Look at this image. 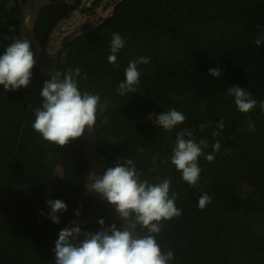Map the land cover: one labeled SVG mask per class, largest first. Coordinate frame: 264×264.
<instances>
[{"label":"trees","instance_id":"obj_1","mask_svg":"<svg viewBox=\"0 0 264 264\" xmlns=\"http://www.w3.org/2000/svg\"><path fill=\"white\" fill-rule=\"evenodd\" d=\"M72 9L66 0L44 6L34 27L42 47ZM19 14L18 0H0V54L12 43L4 37L20 34ZM112 32L125 40L117 54L118 69L107 60ZM257 33H264V0H121L105 20L61 41L58 70L80 67L88 75L79 81L80 90L100 96L94 129L106 165L132 158L143 178H170V194L179 193L176 206L182 215L162 221L157 236L162 250L174 252L171 264H264V112L259 108L264 100V40L257 47ZM141 56L150 63L137 65L136 92L119 96L116 88L126 79L128 61ZM216 66L220 77L208 74ZM32 72L27 87L5 90L0 85V264H55L51 249L72 220L82 231L99 230V218L120 226L107 201L86 190L83 138L53 145L33 130L32 110L40 106L39 91L50 76L36 65ZM232 85L252 93L258 101L253 111L237 109L226 95ZM169 108L187 116L170 133L149 118ZM185 128L205 154L217 141L221 145L212 162L199 158L198 183L212 196L202 210L197 206L199 189L182 181L170 162L176 132ZM39 189L66 203L67 210L57 213L59 224L41 218L48 207L30 205L37 204L33 192Z\"/></svg>","mask_w":264,"mask_h":264},{"label":"clouds","instance_id":"obj_2","mask_svg":"<svg viewBox=\"0 0 264 264\" xmlns=\"http://www.w3.org/2000/svg\"><path fill=\"white\" fill-rule=\"evenodd\" d=\"M9 31L15 30L10 28ZM4 39H11L12 43L6 45L0 54V85L5 90L27 87L36 64L31 42L23 34L5 36ZM262 40L264 33H257L254 37L255 45L259 47ZM124 45V38L118 32H112L107 60L117 69L120 67L117 54ZM148 63L150 58L144 56L128 61L124 69L126 79L116 88L119 96L125 97L136 92L141 75L137 65ZM208 74L220 77L222 70L219 66L212 67L208 69ZM87 79V73L76 67L64 72L57 70L50 79L43 82L39 91L42 101L39 107L32 110L35 119L31 125L43 140L64 146L70 140L80 138L86 127L89 130L94 128L100 96L98 93L80 90L79 81ZM226 95L234 99L241 113L247 114L257 107L258 101L245 88L232 85L227 88ZM259 108L264 112V100L259 101ZM149 118L154 120L155 127L170 133L187 116L175 108H169L166 112H153ZM246 119L250 121L251 118L246 116ZM249 128L254 130V125L250 123ZM220 147L217 141L212 145V152L205 154L195 142L192 130L185 128L176 132L170 162L180 172L182 181L187 182L190 188L199 189L201 194L197 206L201 210L212 202V196L204 190L203 184L198 183L201 179L199 158L204 156L208 162H212L215 159L214 153ZM152 159L156 161V157ZM143 177L144 172L137 168L135 161L123 157L118 158L114 166L107 167L102 175L90 173L86 185L88 190L107 201L114 220L123 218L125 223L123 226L115 222L106 225L105 220L99 218V230L92 232L82 231L80 224L72 220V226L66 225L59 231L55 247L51 249L55 253V264H171L174 252L162 250L157 236L162 232V221L182 215V210L176 206L179 193L173 191L170 194V178L157 176L155 179L158 182H150ZM45 203L50 211L44 213L41 210V215L59 224L57 213L67 210L66 203L52 198H47ZM75 216H80L79 210L75 211Z\"/></svg>","mask_w":264,"mask_h":264},{"label":"water","instance_id":"obj_3","mask_svg":"<svg viewBox=\"0 0 264 264\" xmlns=\"http://www.w3.org/2000/svg\"><path fill=\"white\" fill-rule=\"evenodd\" d=\"M74 1V0H72ZM121 0H103V2H108L111 6V10L107 15L101 17V21L105 20L107 17L112 15L115 11L116 5ZM20 14H19V23L18 29L19 33L25 35L31 42V51L34 54V59L36 61L37 68L44 74L51 77L58 70L57 60L58 52L61 47V41L65 37V30L58 28L60 21H58L53 27L51 33L49 34L48 41L44 47H42L37 41L34 34L35 23L41 13V10L44 6L50 4V0H18ZM64 36V37H63ZM30 106V105H29ZM27 115L25 116L22 126L20 129L19 140L23 133L25 127ZM84 140V155L88 164V174L86 176V185L89 181V174L94 173L96 175H102L106 168L108 167L104 162L103 158L98 152V140L96 136L95 129L89 130L87 127L83 135L81 136ZM17 151V149H16ZM86 190L88 188L86 187ZM120 226H123L125 221L123 218L119 219Z\"/></svg>","mask_w":264,"mask_h":264},{"label":"rangeland","instance_id":"obj_4","mask_svg":"<svg viewBox=\"0 0 264 264\" xmlns=\"http://www.w3.org/2000/svg\"><path fill=\"white\" fill-rule=\"evenodd\" d=\"M92 0H80V6L77 7L75 10H73L67 17H65L64 19H62L59 23V27L61 29H64L65 35L64 36H68V35H74L75 33H77L78 31H80L82 25L85 22H93V21H98L101 19V17H104L105 15H107L109 13V11L111 10V6L108 3V5L103 6L104 2L103 0H101V6L95 9L94 13H89V12H83V8H86L90 5ZM106 3V2H105ZM63 36V37H64ZM59 171V169H58ZM231 190V189H230ZM229 190V191H230ZM45 191V192H44ZM42 191V189H39L35 192H33V196H35V201L37 202V204H31V206L34 207H43L46 208L48 207L45 203L47 198H54V194L51 193V191H49L48 189ZM39 195H41L39 197ZM44 213H48L43 211ZM40 216L43 220L45 221H49L50 219L46 216V215H41Z\"/></svg>","mask_w":264,"mask_h":264},{"label":"flooded vegetation","instance_id":"obj_5","mask_svg":"<svg viewBox=\"0 0 264 264\" xmlns=\"http://www.w3.org/2000/svg\"><path fill=\"white\" fill-rule=\"evenodd\" d=\"M66 1H69V2L73 5V9L70 11V13H71L73 10H75L77 7L80 6V0H74V1H72V0H66ZM93 2H94V0L91 1L90 5H89L88 7L83 8L82 11H83V12L94 13V12H95V9L101 6V0H99L98 4H96V5H94ZM105 5L107 6V5H108V2L104 3L102 7H104ZM70 13H69V14H70ZM69 14H68V15H69ZM68 15H67V16H68ZM67 16H66V17H67ZM63 19H64V18H63ZM100 20H101V19H100ZM100 20H98V21H96V22H95V21H93V22H85V23L82 25V27H81L80 30H82V28L85 27L86 25L98 23ZM78 32H80V31H78ZM78 32H77V33H78ZM75 34H76V33H75Z\"/></svg>","mask_w":264,"mask_h":264}]
</instances>
